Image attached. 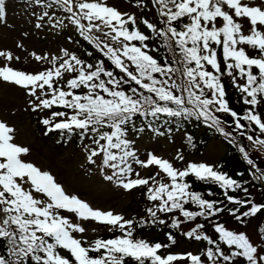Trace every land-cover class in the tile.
Returning <instances> with one entry per match:
<instances>
[{
    "label": "snow or ice",
    "instance_id": "snow-or-ice-1",
    "mask_svg": "<svg viewBox=\"0 0 264 264\" xmlns=\"http://www.w3.org/2000/svg\"><path fill=\"white\" fill-rule=\"evenodd\" d=\"M29 2L45 9L36 29L47 18L53 29L71 27L93 50L83 56L66 48L59 56L32 53L51 67L27 72L11 66L18 56L0 49V84L24 92L30 111L43 114L38 122L45 136L77 142L105 181L129 194L139 190L150 206L139 220L93 209L49 171L26 161L30 149L15 143L16 129L0 120V264H264V228L253 243L223 220L244 226L264 215V202H255L250 191L264 187V0L138 4L151 5L150 18L121 12L107 0ZM5 3L0 0V22ZM225 78L242 112L231 105ZM188 120L202 122L235 147L251 180L207 162L176 168L153 152L142 154L145 135L164 137L166 125ZM183 138L193 143L191 136ZM175 159L184 156L178 152ZM152 167L155 174L141 175L139 169ZM195 182L218 191H197ZM82 222L120 235L89 241ZM158 226L174 230L165 233L167 243L134 237L137 227ZM177 233L199 245L198 253L162 251L177 244Z\"/></svg>",
    "mask_w": 264,
    "mask_h": 264
},
{
    "label": "rangeland",
    "instance_id": "rangeland-1",
    "mask_svg": "<svg viewBox=\"0 0 264 264\" xmlns=\"http://www.w3.org/2000/svg\"><path fill=\"white\" fill-rule=\"evenodd\" d=\"M147 2L148 0H107L108 4L115 6L121 12L134 13L140 18L151 17V12L148 11V8L151 7L150 4H148V8L137 6ZM259 2L260 0H253V3L258 4ZM44 10L43 7L34 2L30 4L29 0H6L4 21L0 22V49L10 50L15 56L20 58L19 61L12 62L11 66L13 68L35 72L51 67V65L43 61L37 63L31 55L32 53L48 55L49 57L59 56L62 55L61 49L64 48L78 55L81 53L78 49L79 44L69 42V37H71L72 41H83L81 37L73 32L71 27L53 29L46 23L47 18L43 22V28L36 29L34 27L37 22V16ZM49 11L51 12L52 10ZM238 22L242 24L245 32H247V20L241 19ZM17 44H22L23 47L18 48ZM253 52L254 50L248 49L249 55H252ZM0 61H2V58H0ZM224 83L228 93L230 91L232 94H238L227 78L224 79ZM28 104L29 98L22 90L7 84H0V120L5 121L16 129L15 143L30 149V154L24 157L26 161L35 164L42 171H49L68 194L78 196L93 209L112 210L124 215L126 219L138 218L139 220L144 217L142 212L143 208L145 210L147 206V201L140 195L141 192L139 190L129 194L105 181L94 166H89L86 163L85 152L78 144L76 147L69 144L64 149L61 147L53 148L52 141L48 139V136L44 135V127L38 122L43 117V114L38 116L32 113ZM182 123L184 125H180L181 129L177 127L176 131L170 130L164 137L145 135L139 143L142 154L153 152L158 157L172 162L176 168H183L189 162H207L216 165L219 158L226 151L225 139L211 137L207 145L199 153L200 155L189 154L185 150L183 141L185 133L183 127L187 126L188 122L183 121ZM200 129L203 130V128ZM178 152L184 156L183 161L175 159ZM139 170L141 175L145 177L153 175L157 171L155 167ZM25 187L29 188L28 185H25ZM29 190L31 189L29 188ZM35 195L38 198L46 199L42 194ZM69 219L80 223L72 215H69ZM82 226L87 229L83 237L89 241L96 238L106 239L107 235H112L113 233L94 222H82ZM237 231L247 233L253 243L258 241L255 223ZM118 234L120 233L118 232ZM77 235L79 236L80 234ZM176 238L177 244L170 249L164 250V252L196 253L195 244H191V241L178 234ZM138 239H145L151 242L155 240V235L151 231H143L142 237ZM65 255L67 254L65 253ZM175 264H186V262L177 261Z\"/></svg>",
    "mask_w": 264,
    "mask_h": 264
},
{
    "label": "trees",
    "instance_id": "trees-1",
    "mask_svg": "<svg viewBox=\"0 0 264 264\" xmlns=\"http://www.w3.org/2000/svg\"><path fill=\"white\" fill-rule=\"evenodd\" d=\"M78 49L81 51V53H79V55L81 56L85 55L86 52L93 50L91 46L88 45L87 42L85 41H82L79 43ZM229 95H230V98H229ZM228 99L230 100L231 105L237 112H242L244 107L242 106L240 102L239 96H237L235 93L232 94L229 91ZM259 111L264 112V108L259 109ZM187 122H188L187 126L183 127L185 130L184 136L185 135L191 136L193 140L192 144H188L187 140L183 138V141L185 144V150L187 151V153L194 154V155H200L199 153H201L204 146L207 145L208 140L211 137H214V138L223 137L219 133L209 129L205 124H203L200 121L188 120ZM139 123L140 122L138 121V124ZM172 125H173V128L171 129ZM180 125H184V124L182 122L180 123L174 122L170 125H166L164 129L162 130H164L165 135H167L170 130L175 131L177 130V127L181 129ZM200 128H203V130H201ZM227 130L228 128L226 127V131ZM149 135L152 136L151 134H148L147 136ZM48 139L52 141L53 148L61 147L62 149H64L69 144H72L74 147H76L78 144L75 141L64 143L63 140L57 134H49ZM256 155L259 157L260 154L256 153ZM216 165L222 168V170L228 173L230 176H233L239 179L240 177H237L236 174L243 172L245 173V176L243 178L251 180L250 176L248 175L249 166H247L246 163L242 160L241 155L239 154L238 150L235 149L233 146L229 145L227 142H226V151L219 158V161L217 162ZM194 187L197 191H205V192L209 190L218 191V189H216L215 187L211 185L203 184L200 182H195ZM250 191L252 192V196L255 202L257 203L264 202V187L260 186L259 184H256L255 186L250 187ZM217 198H220V197L218 196ZM142 214L144 217H146L147 215L145 210H143ZM223 220L227 222V226L229 228H234L236 230L247 228L252 223H255L257 233H259V229L264 228V215H259V214L255 218H249V222L244 226H238L237 223L234 220H232L230 217H224ZM143 231H151L155 235L154 241L163 243V242H167V236L165 235V233L168 231H174V230L165 228L163 226L149 227V228L148 227H145V228L137 227L134 232V237L137 239L141 238ZM177 234L180 235L179 233ZM116 235H120V234H118V232H113L112 235H107L106 239L113 238ZM190 243L194 244L193 242H190ZM195 245H196V250L198 253V251L200 250V246L197 244Z\"/></svg>",
    "mask_w": 264,
    "mask_h": 264
}]
</instances>
